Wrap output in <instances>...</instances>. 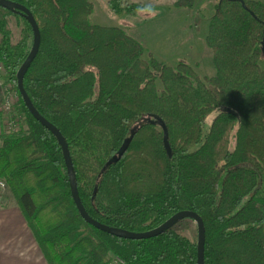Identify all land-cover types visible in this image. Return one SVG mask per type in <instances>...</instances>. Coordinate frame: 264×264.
I'll return each instance as SVG.
<instances>
[{"label":"trees","instance_id":"trees-1","mask_svg":"<svg viewBox=\"0 0 264 264\" xmlns=\"http://www.w3.org/2000/svg\"><path fill=\"white\" fill-rule=\"evenodd\" d=\"M9 1L26 7L40 29L24 89L66 139L90 217L145 233L193 211L205 226L204 264H264V0L216 5L206 38L212 77L186 62L143 59V44L125 30L90 23V0ZM33 40L28 20L0 6V63L17 94V115L9 116L16 129L1 119V199L21 209L48 264H197L198 234L191 240L175 226L128 240L81 217L62 148L18 90ZM129 138L124 156L110 164Z\"/></svg>","mask_w":264,"mask_h":264},{"label":"rangeland","instance_id":"rangeland-1","mask_svg":"<svg viewBox=\"0 0 264 264\" xmlns=\"http://www.w3.org/2000/svg\"><path fill=\"white\" fill-rule=\"evenodd\" d=\"M90 1L94 5V11L89 17L90 23L125 30L131 37L143 44L145 48L143 59L148 60L152 57L170 66L186 62L196 68L195 70L201 77H212L216 74L212 51L207 45L206 38L215 7L220 0H194L193 6L188 8L179 7L178 0ZM255 1L263 2V0ZM110 3L111 5L115 3L121 8L119 13L112 10ZM127 5H137V9L127 13L125 10ZM11 27L17 36L18 28L13 23ZM261 65L264 67V61L261 62ZM3 75L4 71L0 72V104L7 96L5 94L7 87H10ZM2 105L3 103L0 107ZM216 114L215 112L208 116L206 127L211 124ZM15 115L17 113L14 111V106L8 115H0V130H2V117L4 123L6 122L4 125L9 127L7 124L10 122L9 116ZM12 126V128H7L9 132L16 129L15 124ZM4 193H7V190ZM177 229L191 240L197 238V225L191 219L181 221L177 225Z\"/></svg>","mask_w":264,"mask_h":264},{"label":"water","instance_id":"water-1","mask_svg":"<svg viewBox=\"0 0 264 264\" xmlns=\"http://www.w3.org/2000/svg\"><path fill=\"white\" fill-rule=\"evenodd\" d=\"M244 4L243 0H239ZM0 6L3 8H6L10 11H14L16 13H19L23 15L28 22L30 23L32 30H33V47L32 50L20 68L18 74H17V85L19 93L28 109V111L31 113V115L42 125L44 126L49 132H51L58 140L59 145L62 148L64 159H65V165L67 168V173L69 177V183H70V189L72 193L73 200L79 210V213L81 217L85 220L86 223L94 226L96 229L103 231L105 233H108L110 235L124 238L128 240H144V239H150L153 237H157L159 235L164 234L165 232L169 231L170 229L177 226L181 221L185 219H191L193 220L198 228V244H197V264H204V253H205V241H206V235H205V226L202 218L193 211H182L174 215L170 220H168L164 225L159 227L158 229H155L150 232L145 233H133L129 232L123 229L110 227L108 225L102 224L96 220H94L90 215L87 213L85 207L83 206L79 192H78V185H77V179L76 174L72 162V158L70 155L68 143L66 139L63 137L61 132L56 128L53 124H51L49 121H47L44 117H42L39 112L34 107L32 101L30 100L28 94L26 93L24 89V78L26 73L28 72L31 64L33 63L34 59L36 58L41 44V33L40 29L38 27V24L33 16V14L24 6L15 3L13 1L9 0H0ZM154 123V122H153ZM156 123H158L160 126L164 129V146L167 151V154L171 155V148L168 141V133L167 129L164 125V123L156 118ZM131 142V138L125 141L123 147L119 150L118 155L111 159L110 164L113 162H116L118 159L122 158L126 150L128 149Z\"/></svg>","mask_w":264,"mask_h":264},{"label":"crops","instance_id":"crops-1","mask_svg":"<svg viewBox=\"0 0 264 264\" xmlns=\"http://www.w3.org/2000/svg\"><path fill=\"white\" fill-rule=\"evenodd\" d=\"M0 264H48L23 212L4 196L0 201Z\"/></svg>","mask_w":264,"mask_h":264},{"label":"built area","instance_id":"built-area-1","mask_svg":"<svg viewBox=\"0 0 264 264\" xmlns=\"http://www.w3.org/2000/svg\"><path fill=\"white\" fill-rule=\"evenodd\" d=\"M3 71H4V68H3L2 64L0 63V72H3ZM7 88L9 90H11L10 87H7ZM3 99H4L2 101L3 105L0 108V115H4L5 116V115H8L9 112L12 110V107L14 105V102L16 101V98L13 97V100H12V96L7 95ZM7 124L9 125V127L7 126V128H12L13 127L12 124H14V123L8 122ZM5 189H6L5 183L0 181V200H1V194L5 191ZM108 264H125V263L120 258H114Z\"/></svg>","mask_w":264,"mask_h":264},{"label":"bare ground","instance_id":"bare-ground-1","mask_svg":"<svg viewBox=\"0 0 264 264\" xmlns=\"http://www.w3.org/2000/svg\"><path fill=\"white\" fill-rule=\"evenodd\" d=\"M6 95H11V96H14L15 98H16V96H17V94L12 90H9V89H6V93H5ZM17 99V98H16ZM1 108V107H0ZM1 132L3 131V130H0ZM6 131V130H5ZM127 151V150H126ZM126 153V152H125ZM124 153V154H125ZM124 156V155H123Z\"/></svg>","mask_w":264,"mask_h":264}]
</instances>
